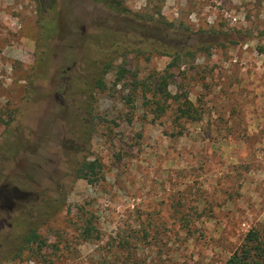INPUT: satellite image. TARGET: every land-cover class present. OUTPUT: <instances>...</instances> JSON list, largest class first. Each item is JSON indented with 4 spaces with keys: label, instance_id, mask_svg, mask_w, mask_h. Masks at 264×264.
Here are the masks:
<instances>
[{
    "label": "rangeland",
    "instance_id": "obj_1",
    "mask_svg": "<svg viewBox=\"0 0 264 264\" xmlns=\"http://www.w3.org/2000/svg\"><path fill=\"white\" fill-rule=\"evenodd\" d=\"M263 44L264 0H0V189L28 193L0 192V264H224L264 236Z\"/></svg>",
    "mask_w": 264,
    "mask_h": 264
},
{
    "label": "trees",
    "instance_id": "obj_2",
    "mask_svg": "<svg viewBox=\"0 0 264 264\" xmlns=\"http://www.w3.org/2000/svg\"><path fill=\"white\" fill-rule=\"evenodd\" d=\"M172 24H169L171 26ZM258 52L264 53V44L258 46ZM111 70V63L105 62L102 71L96 79L95 87L103 89L105 86L104 75ZM125 68L120 66L117 76L115 78V83H117L125 75ZM163 82H160V90L164 97L167 99L172 97L176 99L178 96H171L170 93L166 90V80L163 78ZM191 102L187 98L183 100L182 105H179L178 112L179 115H186L191 108ZM101 170V165L97 160H85L77 168L76 173L78 178H85L92 180L98 176V173ZM87 228L84 231H87V234L91 233V228ZM38 239V235L35 230H31L25 237V243L35 242ZM224 264H264V236L257 229H249L244 236L243 242L241 245L234 250L229 257L226 259Z\"/></svg>",
    "mask_w": 264,
    "mask_h": 264
},
{
    "label": "flooded vegetation",
    "instance_id": "obj_3",
    "mask_svg": "<svg viewBox=\"0 0 264 264\" xmlns=\"http://www.w3.org/2000/svg\"><path fill=\"white\" fill-rule=\"evenodd\" d=\"M0 192L1 193L3 192L2 198L3 199H7V200H9L11 197L12 198H16V199H21V198H23V197L28 195V193H26L24 191H21V190H19L16 187L12 188V195L8 192V190L6 191V189L4 187L0 189ZM11 205H13V204H12V202L10 200V202H9V204L7 206L10 207Z\"/></svg>",
    "mask_w": 264,
    "mask_h": 264
}]
</instances>
